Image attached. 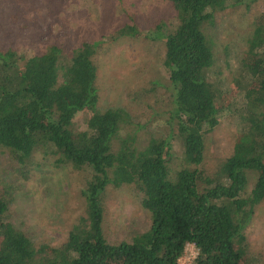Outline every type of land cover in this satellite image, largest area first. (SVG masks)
Wrapping results in <instances>:
<instances>
[{"label": "trees", "instance_id": "obj_1", "mask_svg": "<svg viewBox=\"0 0 264 264\" xmlns=\"http://www.w3.org/2000/svg\"><path fill=\"white\" fill-rule=\"evenodd\" d=\"M168 1L172 28L163 34L157 25L150 36L163 45L168 136L182 155L175 171L167 139L148 137L139 147L134 131L123 132L132 124L126 112L96 109L94 44L66 54L49 46L26 59L0 51V152L23 165L37 150L47 151L55 166L88 172L79 191L83 216L57 246L33 245L14 229L0 196V264H178L187 244L196 250L193 264H246L243 230L264 198V18L246 39L240 77L229 93L211 71L213 42L206 27L216 13L256 0ZM127 28L121 34L137 36L135 27ZM78 112L88 117L85 129L73 132ZM225 112H236L237 136L230 155L208 176L200 169L204 136ZM249 173L253 185L245 192ZM122 185L134 187L150 226L111 245L101 234L102 194L106 186Z\"/></svg>", "mask_w": 264, "mask_h": 264}, {"label": "rangeland", "instance_id": "obj_2", "mask_svg": "<svg viewBox=\"0 0 264 264\" xmlns=\"http://www.w3.org/2000/svg\"><path fill=\"white\" fill-rule=\"evenodd\" d=\"M264 0L249 7L231 6L214 15L206 34L213 42L212 73L222 79L223 88L235 91L238 67L245 55L246 39L258 19L264 18ZM174 24L168 0H0V51L11 50L20 57L39 56L49 46L63 53L82 43L94 44L96 109H121L131 126L124 133H136L138 146L148 137L167 139L170 167L179 169L181 147L168 136L169 90L162 68V40L152 38L157 25L161 33ZM135 27L137 36L121 34ZM238 107V96L234 100ZM87 112H78L72 131L85 129ZM236 112L223 113L214 129L204 136L200 169L213 175L232 150L238 132ZM122 132V133H123ZM121 133V134H122ZM47 151L37 150L30 161L17 164L6 151L0 152V196L7 203L8 222L33 245L57 246L83 216L79 191L88 177L85 169L53 164ZM253 185L248 174L245 192ZM101 234L117 245L132 240L150 226L149 214L141 207L132 185L106 186L102 194ZM246 264H264V198L254 206L243 230ZM196 250L184 248L178 264H193Z\"/></svg>", "mask_w": 264, "mask_h": 264}, {"label": "built area", "instance_id": "obj_3", "mask_svg": "<svg viewBox=\"0 0 264 264\" xmlns=\"http://www.w3.org/2000/svg\"><path fill=\"white\" fill-rule=\"evenodd\" d=\"M187 245H189V244H187ZM187 245H186V246H187Z\"/></svg>", "mask_w": 264, "mask_h": 264}]
</instances>
